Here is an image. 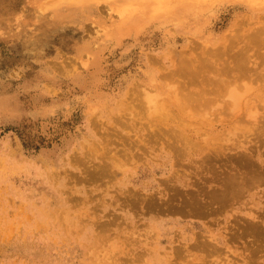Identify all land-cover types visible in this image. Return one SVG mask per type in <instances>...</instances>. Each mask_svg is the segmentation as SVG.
Here are the masks:
<instances>
[{
	"label": "rangeland",
	"instance_id": "rangeland-1",
	"mask_svg": "<svg viewBox=\"0 0 264 264\" xmlns=\"http://www.w3.org/2000/svg\"><path fill=\"white\" fill-rule=\"evenodd\" d=\"M260 24L264 0H0V264H264V60L247 49L243 74L221 46ZM213 46L233 78H202L216 99L198 105L171 60L195 68ZM244 81L245 108H230ZM133 84L174 86L194 150Z\"/></svg>",
	"mask_w": 264,
	"mask_h": 264
},
{
	"label": "bare ground",
	"instance_id": "bare-ground-1",
	"mask_svg": "<svg viewBox=\"0 0 264 264\" xmlns=\"http://www.w3.org/2000/svg\"><path fill=\"white\" fill-rule=\"evenodd\" d=\"M148 1V0H147ZM154 1V0H153ZM181 1V0H180ZM256 1V0H255ZM156 2V1H155ZM259 2V1H258ZM131 5V4H130ZM134 5V4H133ZM144 7V6H143ZM116 8H118V9H120V11L121 12H123L125 15H127V13H128V10H127V7H125V6H122V5H120V4H117L116 5ZM236 27V26H235ZM237 28V30H240L241 29V26H237L236 27ZM252 30V29H251ZM263 30H264V24H260V25H258V26H256L255 27V29H253V31H250L249 30V32H250V34L253 36V37H251V39L249 38L248 39V41H246L245 42V44L242 46V47H239V48H235L232 44H229L228 42V46H227V43H221V46L223 45L224 47H226V48H224L223 49V54L222 55H224L227 59H229L230 60V62H231V64L233 65V66H235V68H236V70H240L241 71V73H243V74H245L247 71H249V69H248V65H247V63H248V61H249V59L250 58H247L246 59V57H247V55L245 54V51L247 50V49H256V48H260L261 46H263V44H264V39L261 37V34L263 33ZM220 45V44H219ZM217 46L218 47V49H220L219 47H221V46ZM222 46V47H223ZM259 48H258V57L261 55V58L260 59H262V60H264V52H261V50H259ZM212 50H211V52L210 51H208V49L207 50H205L204 49V51L206 52V53H204L206 56V58H209V59H207V60H204L203 62L201 61V63L200 64H198L197 65V67L199 68V70L198 69H196L197 67H195V68H193L192 67V65L190 64V63H186V58H185V55L184 56H182L181 57V55H179V58H177V59H175L174 58V60L172 59L171 61H172V65L174 66L173 67V69H172V72H177L178 70L180 71V72H182L181 74H185V76H188V79L187 80H189L188 82H187V80L185 79V80H183L184 78H186L185 76H184V78H181L180 80H179V82L176 84V85H180L181 86V88L182 87H184V92L182 91V93L184 94V96H186L187 98H190V99H192V100H194V102H196V103H198V105L199 104H205L206 102H208V101H210L211 99H213V100H215L216 99V95L215 96H212V94L216 91V87H218L217 85H222V84H225V85H227L229 82H230V80L233 78V77H230L233 73H229V72H226V71H224V70H221V71H219V72H217L216 71V67H226L227 66V64H225V63H222V62H218L217 61V59L215 58V54L217 53H220V52H217L216 50H218V49H216V47L215 46H213L212 48H211ZM226 49V50H225ZM209 50H210V48H209ZM214 50L216 51L215 52V54H212L213 52H214ZM217 54H216V56H217ZM221 54V53H220ZM214 57V58H213ZM152 58H154V57H152ZM185 58V62L184 63H182V61H183V59ZM152 62H153V64H155L157 67H159V68H163V66H162V60H161V58L160 57H157V59H152ZM203 68V69H202ZM209 69V71L207 70V69ZM200 70H203V72H200ZM212 70V71H211ZM210 73H208V72ZM162 72V71H161ZM211 72H213V74L211 75ZM183 74V75H184ZM207 74H209V75H211V76H209V75H207ZM242 74V75H243ZM242 75L241 74H239L235 79H233V81L235 82V81H239V79L241 80V79H243V77H242ZM161 76H163V75H161ZM177 76V75H176ZM179 76V75H178ZM264 77V72L261 74V78H263ZM202 78L203 79H205V80H207V81H214V84L216 85V87H215V85L214 84H210V85H207V83H201L202 82ZM186 83V84H183L184 82ZM181 81V82H180ZM192 82H194L195 83V87L193 88V89H188L189 87H190V83H192ZM240 82V81H239ZM239 82L237 83V85L239 84ZM132 84V83H131ZM182 84V85H181ZM173 85H175V84H173ZM225 85H223V86H225ZM235 85V84H234ZM241 85V84H240ZM240 85H238L239 87H240ZM212 86V88H210ZM229 86V85H228ZM227 86V87H228ZM230 86H232V85H230ZM248 85H247V82H245L244 81V83H243V91H241V90H239V89H237V88H235L234 86H232V87H229V88H227L226 86L225 87H222V86H219V87H222V88H227V92L225 93V95L224 96H226V97H228V100H229V105H230V108H237L238 110H240V109H244L245 108V104L248 102V100H246V95H247V90H248V87H247ZM173 87L174 86H167V87H159V88H156V90L155 89H153V87H150V88H146V87H144V86H142L141 84H133V85H131L129 88H128V91L126 92L127 94L128 93H131V94H133V98H134V101H136L137 103L136 104H139V103H141L142 101L145 103V102H147V103H149V104H152L153 105V110L151 111V113H150V116L152 115V117H154V118H156V119H158L159 117H161L162 118V120L163 121H165V126H168L169 128H168V131H170V133H168L165 129H162V131H166V134L168 133V135L170 134L176 141L178 140L181 144V146H179L178 148L180 149V151H181V153L183 152H189V151H191V150H194V149H192V147H194L195 148V146L197 145V142L195 141V140H193L192 139V137H190V134H189V130L187 129V127H188V124H193V127H195V124H194V122L193 121H188L187 120V118H186V116L184 115V114H182V113H180V112H177V111H173V110H171V109H169V105H170V103L171 102H174L175 100L176 101H178L176 98L177 97H171L170 98V96H166V93H169V92H172V89H173ZM209 88H210V90H209ZM158 89V90H157ZM156 91H157V93H156ZM214 91V92H213ZM220 91H222V93H223V89H221ZM174 92H176V91H174ZM210 94H211V96L213 97V98H211L210 97ZM215 94V93H214ZM213 94V95H214ZM218 98V97H217ZM125 99V98H124ZM129 100V99H128ZM212 100V101H213ZM124 101V100H123ZM127 102V101H126ZM129 102V101H128ZM143 103V104H144ZM126 104V103H125ZM130 104V103H129ZM238 107H240V108H238ZM250 107H252L251 106V104H250V106H249V104L247 105V110L249 111V113L250 114H252L253 112H252V110L251 109H253V108H250ZM236 109V110H237ZM119 113V112H118ZM115 114V113H114ZM124 115H125V117L127 116L125 113H123ZM121 116L122 115H120V118H121ZM128 117V116H127ZM113 118V117H112ZM122 119V118H121ZM126 119V118H125ZM113 120H114V118H113ZM201 120H205V119H201ZM201 120H199V121H201ZM99 121H101V120H99ZM105 120H103V122H104ZM115 121H117V120H115ZM172 121H175V124H176V122H178L177 123V125L180 127H177V128H174V125L172 126V125H170V123L172 122ZM198 121V120H197ZM117 122H119V121H117ZM192 122V123H191ZM102 123V122H101ZM122 123V122H121ZM126 123V122H125ZM128 123V122H127ZM201 123V122H200ZM199 123V124H200ZM204 123V122H203ZM104 124V123H103ZM119 124H120V122H119ZM179 124H181V126L179 125ZM95 125V124H94ZM104 125H106V124H104ZM108 125V124H107ZM102 126V125H101ZM101 126H99V127H101ZM103 127V126H102ZM112 128V127H111ZM116 128V127H115ZM196 129H197V127H195ZM95 129V128H94ZM156 129H161V128H159V127H155V129L154 128H152V132L153 133H151V132H147V135H148V133L152 136L153 134L154 135H156L155 133V131H156ZM181 129V130H180ZM151 129H149V131H150ZM105 131V130H104ZM178 131V132H177ZM155 132V133H154ZM163 132V133H164ZM159 133V132H158ZM160 134H161V132H160ZM105 135H106V133H105ZM149 135V136H150ZM175 140H174V142H175ZM173 142V140L171 141V146H173V144H175ZM177 143V142H176ZM168 144H170V143H168ZM170 147V146H169ZM167 148H168V145H167ZM175 147H173V149H174ZM171 150H172V148H170ZM175 150V152L178 154L179 152H178V150H176V149H174ZM173 150V151H174ZM244 150V149H243ZM186 152V153H187ZM242 152V151H241ZM248 152V151H247ZM243 153H244V151H243ZM253 153V152H252ZM185 154V153H184ZM183 154V155H184ZM245 154L247 155V153L245 152ZM251 154V153H250ZM173 155H174V153H173ZM180 155V154H179ZM249 155V154H248ZM252 156V155H251ZM261 156V155H260ZM249 158H251L250 157V155L248 156ZM248 158L246 157V160L245 161H248L247 160ZM260 159H261V157H260ZM249 160H251V159H249ZM262 160V159H261ZM101 162V161H100ZM242 162V161H241ZM253 163H254V161H253ZM255 163H257V162H255ZM96 165V164H95ZM94 165V166H95ZM241 165V164H240ZM249 165V164H248ZM248 165H246V166H248ZM264 165V164H263ZM245 166V167H246ZM258 166H261V165H258ZM258 166H256L257 168H259ZM240 167V166H239ZM242 167V166H241ZM251 167H254V166H251ZM256 168V169H257ZM247 169H249L248 167H247ZM254 169H255V167H254ZM253 169V171L252 170H250L249 169V171H251L250 173H252L253 172V175H254V170ZM239 170V169H238ZM242 171V170H241ZM245 171V170H244ZM243 171V172H244ZM234 174V173H233ZM237 174V173H236ZM236 174H234V176L236 175ZM243 174V173H242ZM246 174H248V173H246ZM257 174V173H256ZM238 175L239 174H237V178H234L233 179V176L232 177H230V176H227V178H232V180L230 179V181H229V183L228 182H226V181H228L229 179H227V180H224L225 182V184L226 183H228V185L230 186V188H231V190H232V193H233V190H236V188H238L239 187V184H240V182H241V180L240 179H242L241 177H239L238 178ZM247 176V175H246ZM225 179V178H224ZM244 180V179H243ZM223 183H221V185H222ZM242 185H243V183H242ZM229 186H228V188H229ZM235 186H236V188H235ZM238 186V187H237ZM224 187V186H223ZM218 189H219V185H218ZM225 189V188H224ZM226 189H227V187H226ZM241 189V188H240ZM240 189H238V190H240ZM221 190V189H220ZM229 190V189H228ZM231 190H230V192H231ZM226 193H228L229 191H225ZM221 194V193H220ZM219 194V195H220ZM234 194H237V191H236V193H234ZM223 195H224V193H223ZM226 195H228V194H226ZM230 195H233V194H231L230 193ZM229 195V196H230ZM234 196H236V195H234ZM215 197V196H214ZM223 197V196H222ZM225 197H227V196H225ZM216 198V197H215ZM214 200H216V199H214ZM213 200V201H214ZM209 202H210V200H209ZM212 202V201H211ZM210 202V203H211ZM248 225V227H253L252 225H250V224H247ZM255 228V227H254ZM253 229V228H252Z\"/></svg>",
	"mask_w": 264,
	"mask_h": 264
}]
</instances>
